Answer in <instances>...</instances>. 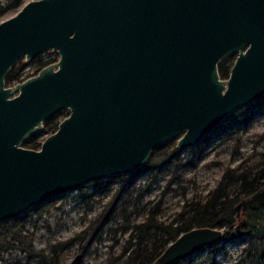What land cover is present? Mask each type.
Masks as SVG:
<instances>
[{
  "label": "water",
  "instance_id": "95a60500",
  "mask_svg": "<svg viewBox=\"0 0 264 264\" xmlns=\"http://www.w3.org/2000/svg\"><path fill=\"white\" fill-rule=\"evenodd\" d=\"M47 50L55 62L6 85L19 59ZM263 95L264 0H29L0 21V222L138 174L168 139L178 136V151L201 143ZM64 108L39 148L23 146ZM263 204L264 186L234 211ZM223 236L224 228H192L151 264L179 263Z\"/></svg>",
  "mask_w": 264,
  "mask_h": 264
},
{
  "label": "trees",
  "instance_id": "16d2710c",
  "mask_svg": "<svg viewBox=\"0 0 264 264\" xmlns=\"http://www.w3.org/2000/svg\"><path fill=\"white\" fill-rule=\"evenodd\" d=\"M21 3L22 0H7L6 3L0 4V17L5 12L14 10ZM233 60L234 57L229 56L220 61L218 71L222 78L228 76ZM47 63V61H36L37 70ZM14 81H19V73L12 69L7 74L5 82L11 84ZM261 100L264 101V95L257 101L230 113L212 135L184 151H178L175 148V140L178 136L157 146L141 171L145 169L157 170L158 173L162 172V177H170L171 174L172 176L167 179L165 186H159L160 192L155 201L143 202V197L148 195L152 189L149 183L146 186L139 185L137 180L139 173L121 174L108 180L90 183L89 186L106 184L99 188L95 194L110 199L106 206L107 211L101 212L88 221L85 230L75 237L52 245L48 249L34 250L30 244L27 245L22 251L26 252L29 263L64 264L63 257L72 244L77 241L80 244L85 242V247H87L93 240L98 239L97 235L108 226L107 232L120 231L122 235L128 234L125 246L121 249L122 252L118 258L114 259L117 264H120L119 260L123 261L122 264H151L179 235L195 227L224 228L226 230L221 242L207 248L213 250L210 252H214V254L223 252L225 245L244 241L247 243V248L244 251L246 256L259 264L260 260L257 258L259 253L254 239L260 241L262 231H264V204L249 212L239 228L234 227L236 225L234 208L240 200L262 188L264 185V163H255L249 169L245 168L246 163L243 166L238 165L235 168L224 169L223 176L214 189L203 195L193 194L190 198H186L184 192L181 194L183 200L179 205L180 211L174 214L173 220L162 221L161 219L165 216L164 212L168 210L164 198L171 190L170 185L174 182L179 184L184 182L183 173L186 169L196 167L198 162L203 159L212 137L229 136L231 132L243 131L259 115L264 114V102L259 103ZM57 123L56 116L45 121L42 134L47 135L54 132ZM39 136V134H32L23 142V145L32 149L38 148ZM259 155L263 156L264 154L260 153ZM117 220H120L117 227L111 230L110 226ZM17 221V219H13L0 222V230H5L7 223H17ZM6 231V233L11 231L14 241H18L22 237L21 232H16V229ZM2 246L8 247V243H0V248ZM85 247L81 246L79 252H85ZM108 262L107 264H112L111 261Z\"/></svg>",
  "mask_w": 264,
  "mask_h": 264
},
{
  "label": "rangeland",
  "instance_id": "374dc122",
  "mask_svg": "<svg viewBox=\"0 0 264 264\" xmlns=\"http://www.w3.org/2000/svg\"><path fill=\"white\" fill-rule=\"evenodd\" d=\"M27 1L29 0H22V3L17 8L5 12L0 17V21L13 16ZM6 2L7 0H0V4ZM48 56L53 57L54 53L46 52L44 56L43 54L41 55L42 58ZM22 60H19L20 62L15 65L14 69L21 67ZM20 71H22L21 74L24 76L36 74L37 67L34 63H30ZM262 102L264 101L261 100L259 103ZM64 116L59 115V120L64 118ZM230 134L229 136L219 135L212 137L203 159L198 162L196 167L186 169L183 173L184 182L180 184L174 182L170 185L171 190L164 198L168 210L164 212L165 216L161 219L162 221L173 220L174 214L180 211L179 205L182 204L183 200L181 194L184 192L186 198H190L193 194L203 195L207 191L214 189L220 182L224 169L235 168L238 165L243 166L245 163V168L249 169L255 163H264V155H259L260 153L264 154V114L259 115L245 130L236 133L231 132ZM44 136L45 134L40 137V141ZM161 175L162 172L158 173L157 170L150 169H145L139 173L137 177L139 185L146 186L149 183L152 189L148 195L143 197V202L157 200V194L160 192L159 186H165L167 179L172 176V174L170 177H162ZM104 185L106 184L90 186L87 184L77 191L63 195L58 200L32 208L16 218L18 224L15 222L7 223V228L0 230V243H8V247L2 246L0 248V264H34V262L29 263L26 252L22 251L25 250L27 245L30 244L34 250H45L59 242L71 239L85 230L88 226V221L101 212L107 211L106 206L110 199L99 197L95 194ZM251 211L254 210L249 212ZM235 214L236 225L234 227L239 228V225L245 221L249 213L244 214L239 210ZM119 221H115L110 226L111 230L117 227L116 225ZM11 228L13 230L16 229L18 233L21 232L22 237L20 240H12L11 231L6 233V230H12ZM106 228L97 235L99 236L98 239L93 240L87 247H85V242L80 244L77 241L72 244L63 257L64 264H70L77 254H83L81 264H107L109 263L108 261H111L112 264H117L114 259L118 258L122 252L121 249L125 246L128 234L122 235L120 231L107 232ZM262 232L260 241L254 239L259 253L257 256L260 260L259 264H264V231ZM81 246L86 248L85 252H79ZM246 248L247 243L244 241L227 244L224 246L223 252H216V254L210 252L213 251L212 249L206 248L202 252L176 264H256L252 258L246 256V252H244ZM122 262L119 260L120 264Z\"/></svg>",
  "mask_w": 264,
  "mask_h": 264
},
{
  "label": "flooded vegetation",
  "instance_id": "af4514ba",
  "mask_svg": "<svg viewBox=\"0 0 264 264\" xmlns=\"http://www.w3.org/2000/svg\"><path fill=\"white\" fill-rule=\"evenodd\" d=\"M46 52H52V53H54V56L52 57H46V58H42L41 57V55L42 54H44V53H46ZM58 54L55 52V51H53V50H47V51H44V52H42V53H40L39 55H37V57L34 59V60H32L30 63H34L35 65H36V61H47L48 63L47 64H49V63H52V62H55L57 59H58ZM40 58V59H39ZM20 60V59H19ZM17 61L16 63H15V65L17 64V63H19L20 61ZM22 62V65H21V67L20 68H18V69H14V67H15V65L11 68V70L13 69L14 71L16 70L18 73H19V81H14L13 83H16V82H21V81H23V80H25L26 78H28V77H30V76H32V75H34V74H31V75H27V76H24V75H22L21 74V72L22 71H20V70H22L26 65H28V64H30V63H28V64H26L25 62H24V60H22L21 61ZM46 64V65H47ZM45 66V65H44ZM43 67V66H42ZM10 70V71H11ZM37 72H38V70H37ZM36 72V73H37ZM6 83V82H5ZM13 83H11V84H13ZM11 84H6V85H11ZM69 114V110L68 109H66V108H64V109H61L58 113H56V114H54V116H56L57 117V121L59 122L60 120H59V115H65V116H67ZM64 116V117H65ZM53 117V116H52ZM52 117H50L49 119H51ZM48 119V120H49ZM57 125H58V123H57ZM40 136H39V145H40V137L43 135V134H39ZM48 135V134H47ZM45 136H46V134H45ZM24 146V145H23ZM39 148V147H38ZM37 149V148H36Z\"/></svg>",
  "mask_w": 264,
  "mask_h": 264
},
{
  "label": "bare ground",
  "instance_id": "6f19581e",
  "mask_svg": "<svg viewBox=\"0 0 264 264\" xmlns=\"http://www.w3.org/2000/svg\"><path fill=\"white\" fill-rule=\"evenodd\" d=\"M43 56H44V54H43ZM40 59V58H39Z\"/></svg>",
  "mask_w": 264,
  "mask_h": 264
}]
</instances>
